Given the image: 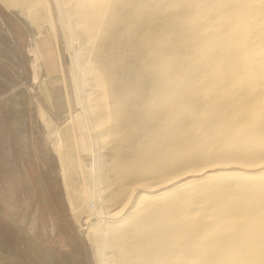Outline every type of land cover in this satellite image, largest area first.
I'll list each match as a JSON object with an SVG mask.
<instances>
[{"label":"rangeland","instance_id":"374dc122","mask_svg":"<svg viewBox=\"0 0 264 264\" xmlns=\"http://www.w3.org/2000/svg\"><path fill=\"white\" fill-rule=\"evenodd\" d=\"M65 223L91 264H264V0H0V263Z\"/></svg>","mask_w":264,"mask_h":264},{"label":"crops","instance_id":"0c3cea01","mask_svg":"<svg viewBox=\"0 0 264 264\" xmlns=\"http://www.w3.org/2000/svg\"><path fill=\"white\" fill-rule=\"evenodd\" d=\"M32 66L36 75L37 67L35 62ZM39 119L45 131L46 122L51 126L53 125L52 121L47 117L43 109L39 110ZM69 123H71V120H69ZM53 153L55 154V152ZM61 234V238H58L57 240L53 239L56 236L52 234L48 242H46V235L44 234L43 249L41 248L43 253L41 252L39 255V264H91L85 247L80 243L81 240L79 239L77 233L74 232L67 223H65Z\"/></svg>","mask_w":264,"mask_h":264},{"label":"bare ground","instance_id":"6f19581e","mask_svg":"<svg viewBox=\"0 0 264 264\" xmlns=\"http://www.w3.org/2000/svg\"><path fill=\"white\" fill-rule=\"evenodd\" d=\"M63 165H64V161H63ZM65 165H66V163H65ZM65 167H66V166H65ZM66 170H67V169H66ZM92 205H94V204H91V208H94L95 206H94V207H92Z\"/></svg>","mask_w":264,"mask_h":264},{"label":"water","instance_id":"95a60500","mask_svg":"<svg viewBox=\"0 0 264 264\" xmlns=\"http://www.w3.org/2000/svg\"><path fill=\"white\" fill-rule=\"evenodd\" d=\"M1 264V263H0Z\"/></svg>","mask_w":264,"mask_h":264}]
</instances>
